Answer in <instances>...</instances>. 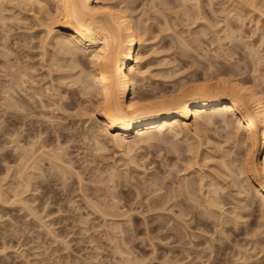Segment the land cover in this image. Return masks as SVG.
Instances as JSON below:
<instances>
[{"label":"rangeland","instance_id":"obj_1","mask_svg":"<svg viewBox=\"0 0 264 264\" xmlns=\"http://www.w3.org/2000/svg\"><path fill=\"white\" fill-rule=\"evenodd\" d=\"M151 1L152 0H132V4L134 6H137L135 10L136 12L134 13L136 18L138 17V15L139 17L141 16V8L144 7L143 5H145V8H149L150 12L148 11L149 13H146L145 15L142 13V17H144L143 20L145 19L144 21H146V17L149 16L150 19L147 17L150 20L148 21V23L151 25L150 38L147 44L141 48L142 53L144 55H148L146 56L147 59L143 64V69L149 68L150 66V70L147 71L148 75L145 80H137L138 83H135L137 91L146 92L147 90V92H149L154 89H156V91L154 92H158L160 91V89L166 91L169 90V88L174 87L175 85L177 86L179 83L181 84L183 77L185 79L183 80L184 83V81L189 80L192 77L203 80V77L206 74H211V78L215 77V79L219 77L230 79L233 75V78H238L240 76L239 78L243 79V81L248 84H253L254 82L255 84L257 82V84L260 83L261 85L259 84L258 87L260 86V88L264 90V58H262V56L264 57V14L262 13L263 15H261V12H264L263 1V5L262 3H260V5L262 6H260L259 3L257 4L259 6L258 10H260V13L258 12V10H253L252 8L249 9V7H246L244 8L245 10L242 9L243 12L239 16L241 19H239L238 15H235V19L236 17H238L237 20L239 21H236L234 19L235 13L233 12V14L231 10L234 6L232 5V0H198L201 17H198L200 15L195 14L199 13L200 11L195 13H191L190 11L189 13H191V15H188L191 16V18L193 19L192 21L190 20V17L188 18L186 16V14H182V7L184 8V6L188 5V3L191 4L193 2H189L191 0H189L188 3L185 0L187 4L184 2V0H161V3L158 2V0H156L157 2L154 0L157 5L158 3H160L158 7H160L161 9H163L164 7L167 9L170 6L164 12H159V15L156 13L157 11L150 9L152 7L150 6ZM163 1H166L167 3L165 2V4L163 3ZM46 2L47 3L44 4L53 9L52 7L54 3L51 0H48ZM5 3L7 5V9L2 8V10L3 15L6 17V25L3 26L0 23V122L2 121L0 123V185L3 186L2 190L5 192V194H8H6L5 197L10 196L12 198L13 194L15 195V192L12 191V187L13 184L15 185V183H17V172L19 171L17 164L20 162L18 160L19 157H17L18 153L15 154L16 151L14 150L16 143L13 141L15 140H18V142L20 141V145H25L26 147L28 146L27 148H30V144H28L30 143V141L32 142L38 139V143L35 142L36 148L38 147L37 144H42L44 142H48L50 144L49 146L47 145L45 149H55L58 144H60V146L62 145L61 147H64L63 150H66L64 152H68L65 157L70 161L69 165L71 164V166H73V169L78 170V173H81V179L82 181H84H80L82 184L81 186L79 184L80 179L77 181L78 177L77 175H75L76 172L74 173V170H72L74 174L72 172H67L65 174L60 173L58 172V170L53 168L52 165L49 164L50 162H47V160H43V162H40L41 172L39 171L40 173L38 172L36 178L34 179L35 188L34 191H32V193L30 194L32 198L30 195L27 196V200L29 199L27 202L29 203H27L28 206H26V208L25 206L21 207L22 205L18 207V204L13 203H10L8 205L4 199H2V202L0 199V264H125L127 262L132 264H239L244 261L243 255L245 256L246 254L251 257L248 258V256V261L246 259V261L241 264H264V215L260 213V206L253 204L248 206L246 209L244 208L243 210L240 208L242 211L236 208V206L238 205L242 206L247 199L248 203L249 201L251 203L252 199L256 200L258 204L260 203V201L257 197L255 198L256 195L253 191H250L247 196L244 194V191H240L242 192V196L246 198L244 202L241 199V194H238V190H240V188L237 185L232 186L233 183L230 184L231 178L233 179L237 171V173H239V170L235 169V167H242L244 165V155L246 153L244 147L241 145L238 146L233 140L228 139L227 135H225L226 131L221 130V132H219L221 128L215 127L209 131H206L205 133L201 134L203 135V137L207 136L205 137L206 139L203 138L205 139V141L203 144L204 146H202L201 149L203 153V156L201 157L202 159L200 161L201 163L199 165V167H201L199 168L195 165L193 166L194 170H192L191 173V170H188L189 172H186V174L185 172L183 173L182 169L184 167L183 161H179V159L177 158L178 154L171 148L172 144L170 142L173 141L172 139H170L171 141L166 142V144L164 143V141H159L152 142L154 144L151 145L145 144L142 147H135L132 152H128V150L126 149L121 150L114 147L112 143L107 142V149H105L103 152L101 151V153L99 152V154L95 153L96 155L94 154L92 156V154L89 153L91 151L90 146L87 145L91 144V141L90 143L88 142L89 138L87 137V130L88 127L92 128L93 126H95L93 128L97 129V127L99 128V126L96 122L92 123L86 121L85 118H83L85 116V111L83 112L82 105L87 103L83 95L80 94L79 96L76 92L77 94L74 93L73 95H75V97H73L71 93L75 88L72 89V86L70 87L68 85L66 86L65 84H62L65 83L63 81L67 80H63L61 84H57L59 83V81L57 80L56 76L60 73L57 72L56 68H51V76L50 73H48V62H50L48 59H50V56L54 52L52 50H54L55 48V42L49 37L46 38V27L42 24L44 22H42V20L44 19L45 15H41V13H38L37 9L35 10V12L28 10L31 8L29 6L27 8L23 6V9L25 10L19 8L21 10L20 11L16 6L13 8L12 5H14V2H11L12 5L10 4V2L8 3V1ZM183 3H185L184 6ZM162 4L165 5L162 6ZM35 5V8H37L38 5ZM260 7L262 8L260 9ZM169 9L171 11L173 9V11L171 12ZM168 10L169 12H167ZM227 10H231L232 14H230V12L228 11L231 16L228 14V12H226ZM162 13L163 15L167 13L166 15L168 17L166 15H160ZM176 13L179 14H177L176 16ZM18 15L19 17H21L20 19ZM171 15H173L172 18ZM203 16L205 17V19L203 18ZM226 16L232 17L230 19L231 21L226 18ZM197 17L198 19L200 18V20H198ZM41 18L42 20H40ZM176 18H178L179 20H177ZM225 18L227 19L226 21L229 22V24L227 22H225L224 24L223 21L225 20ZM232 19L235 21H233ZM218 20L221 21V23L224 25H221ZM215 21L216 26L214 27ZM165 22H168V24H165ZM204 22L209 24L206 25V23L204 24ZM210 22H212L213 24ZM226 23L232 27V29L230 27V29L234 32V35L232 36H236L235 38H232L233 40L235 39V42L233 41V43H231L232 41L229 40L231 38L227 37L229 39H225L226 35L225 33H223V31L227 32L229 28ZM192 24L195 25L193 26ZM163 25H169L170 27L166 28ZM204 26H207L206 30H204ZM233 28L237 29L238 33H235ZM200 30H204L205 32H202ZM200 32L202 34H200ZM203 33L207 34L203 35ZM217 36L219 37V41L220 39H224L222 41V44L220 43L222 47L218 45L219 42L217 40ZM261 36L263 37L262 40ZM184 44L194 45L186 47V45ZM195 44L197 49H195L196 47H194ZM225 44L229 49H232L229 50L225 48L227 47ZM45 46L49 54L47 52V54L44 55L45 57L43 56L44 58H46V60L44 59V62L46 64H43V57L41 56L43 55L44 50L41 49L45 48ZM218 46L222 50H224V52H222V50L219 51V49L217 51L215 47L217 48ZM188 47L191 48L189 49ZM226 49L228 50V52H230L227 53ZM256 51H260L257 57ZM225 52L227 55H229L227 56L226 54H224ZM232 52L235 53L231 54ZM249 52H253L252 54L254 55L250 54ZM201 55H203V57ZM224 55H226L228 58H225L226 56ZM260 55L261 58H259ZM206 57L209 59L207 60ZM16 58L23 64L31 67L29 68L28 72L31 76H33L30 79L34 81L29 79L30 82L27 81L26 84H31L30 86L33 85V90H31L33 93H35L34 91H36L37 93H41L44 90L43 95L45 96H41L43 97L44 101L48 100L46 102L51 104L52 107L54 105L53 102H57L59 100L63 103L62 104L57 102V104H59L60 106H63L66 103H70L71 101H74L76 105L73 104L72 107L70 106V108L66 106L60 107L59 105H56L59 107H57V109L53 107L52 110L54 113H51L53 116L50 114V116H48L47 118L42 117V115H40V117L39 115H32L31 117H33V120L35 121L33 123H30L29 117L21 119L14 117L15 113L13 114V108H9L10 110L7 109L6 111L5 106L2 107V104L5 105V103L14 101L16 102L18 100V102H20V97H23V94L20 96V94L16 90L15 91L17 92V94H19L20 97L17 94H14L15 91L12 92V89L11 91H8L7 87L10 89V86L8 85L9 76L7 77V75H5L4 73L5 70H3L5 61L10 60L11 62H15ZM2 60L4 61L2 62ZM225 61L228 62L226 63ZM41 63L43 65H41ZM164 63L165 65H163ZM87 67L89 69L90 66L88 58H85V69ZM208 67L211 70H209ZM211 67H213L214 69H212ZM32 68L33 70L30 71ZM150 72L153 74H151ZM54 73L56 75H54ZM213 73L217 74L214 75ZM51 77L53 80H51ZM170 77H172V80ZM51 82H53V84ZM45 85L47 88L45 87ZM143 85L145 86L142 87ZM64 86L67 89H65ZM64 90L71 91V93L68 94V91L67 93H65ZM56 91L58 94L55 93ZM7 92L10 94H6ZM76 97L78 99H82V102L84 101L85 103L83 102L82 104L81 101H79ZM76 100L79 103H77ZM35 101H37V99ZM77 104H82V107H78ZM88 104L89 103H87L86 106ZM22 106V109H25L24 106L26 108H29L27 104H24ZM52 110L49 109L48 111ZM80 110L82 113H79ZM22 112L25 114V110H23ZM83 113L84 115H82ZM78 114H81L82 117H78ZM55 115L57 117H55ZM48 118H51L52 120L47 121ZM82 120H84L85 122ZM78 121H81V124H79ZM82 122L85 124H83ZM38 134L40 136H38ZM180 136H182V134ZM11 137L13 138V140ZM171 138H173L174 140L176 139L174 137ZM177 138L178 140H180L177 141L178 143H180L181 145L184 144L183 146H186V142L182 144V137ZM197 139L198 138L195 136V138L192 140L195 143L199 140ZM41 140L44 142H42ZM12 142L14 145L12 144ZM215 144H218V147ZM219 144L224 145V147L220 146ZM86 146H89L87 148L88 150L90 149V151L88 152L89 155L88 153H86ZM1 149H5V153L1 151ZM86 154L88 156H85ZM206 156H208V160L204 159ZM213 157L216 159L214 160ZM221 157H223L222 161L219 160L221 159ZM255 158L258 159V156H255ZM223 161L227 163L226 166L222 165L223 163L221 162ZM233 163H235L236 166ZM182 164L183 167H181ZM174 165L176 166L174 167ZM218 165H222L221 167L224 169V171L223 169H220L221 167H219ZM227 165H229L232 169L234 167V169L237 170H234L235 175L232 172L234 176L229 171V167ZM224 167H228L229 172L225 170ZM214 169H216L217 171L220 169L222 172L226 171L229 176L230 174L232 176L231 178H229L230 182L225 179L227 174H225L226 176L224 175L225 177L223 176L224 180L228 181L227 183H225L226 186H228V188L226 187L227 191L225 192L228 194H226L225 192L224 194L223 191L222 193L224 194L223 196L225 197V199H228L231 196V199L228 200L229 203L231 202L232 206L228 203V205H225L224 207L225 210H227V214L230 212V210L233 209H235L236 211H241H238L241 214L243 213L241 215L243 217V221L241 220V217H238L240 219V221L238 220L240 224L237 223V225L235 224L236 226L234 225L235 221H232L231 223L229 222L230 224L227 223L226 225L225 223V226L221 227V222L219 220H216V218H214V220H205L200 215H198V217L203 218L202 220L205 222L198 224L197 222L192 221L193 219H191L190 216H185V218L182 214H180L181 205H176V200H178L185 205H188L190 203L189 205H192V208L200 211V208H198L199 206L197 205L199 203L197 200L200 197L198 188H194L196 191L193 192L196 195L199 194L198 196L195 195V197L192 195L191 197L189 195V197L193 198V200H190H195L197 202L196 203L194 201L195 204L189 201V197H187L188 194L186 195L185 193L186 199L185 196L182 197L180 191L183 190L182 187L185 188V185L187 186V184H189L192 179L196 180L199 183L202 175L207 178V180L205 181L208 182L213 180L211 178L212 176H214V173L215 176L213 178L216 177V173L217 175H221L220 170V172H217L214 171ZM211 171H213V173ZM49 172H51V174ZM109 172L114 176H112ZM41 173L43 174L41 175ZM108 173L110 174V176H112V179H110ZM210 173L212 174V176L210 175ZM11 175L13 176V178ZM209 175L211 177L210 179H208ZM186 176L188 177L186 178ZM38 177L40 179H38ZM240 179H243V175L242 177H240ZM185 180L189 183L187 182V184H184L186 183ZM197 182H195L196 184L194 185V187H199ZM235 187H237V191L235 190ZM4 188H6V191ZM169 189L173 190L174 192ZM231 189L233 190L232 192ZM179 192L180 194H178ZM177 194L179 195V197ZM237 194L239 195V197L237 196ZM176 195L177 198H175ZM225 195H228V197H226ZM168 196L170 200L167 199ZM235 196L238 199L234 201V199H236ZM250 198L252 199L249 200ZM228 200H226V202H228ZM89 202L94 203L95 206H101L102 210L108 212L105 214L102 212H98L95 207H92V205L89 204ZM170 202L172 203V205L174 203L172 207H170ZM234 202L237 203V205H235ZM238 202H240V204H238ZM161 203H163L164 205L158 206V204ZM163 206L167 207V209L165 208L164 210ZM34 211L37 213L34 214ZM173 214L175 216L178 214V217L180 215L181 222L180 218H174ZM238 218H236V220ZM182 221H184V224L182 223ZM214 221H218V224H216L217 222L215 223ZM229 227L230 229H228ZM225 228H227V230ZM223 229L226 230L224 234H222ZM190 233L193 235H191ZM255 241L257 242L256 245Z\"/></svg>","mask_w":264,"mask_h":264},{"label":"bare ground","instance_id":"obj_2","mask_svg":"<svg viewBox=\"0 0 264 264\" xmlns=\"http://www.w3.org/2000/svg\"><path fill=\"white\" fill-rule=\"evenodd\" d=\"M7 1H8V3L10 2V4H11V2L12 3L14 2V5L11 4L13 6V8L16 6L18 9L19 8L23 9V6H25L26 8L29 6L31 8L28 10L35 12V10L37 9L38 13H41V15H45L43 20H42V18L40 19V20H42V22L43 21L44 22L43 23L41 21L40 22L46 27V29H45L46 33H47L46 38L49 37L50 39L54 40V42H55V48L53 47L54 50H52L54 52L50 56V59H48L49 56L47 58L50 61V62H48V65H49V67H48L49 72L48 73H50V76H51V73H52L51 68L52 69L56 68L57 72L60 73V74L58 73L59 75L56 76L57 80L59 81V83H57V84H61V82L63 80H67V81H63L65 83H62V84L63 85L65 84L66 86L68 85L70 87L72 86L71 87L72 89L75 88L72 90V93H71V91L67 90L69 92L68 94L71 93V95L73 97H75V95H73L74 93L75 94L78 93L79 96H80V94L83 95V97L85 98V101L87 103H89L87 106H86L87 103H85L84 101L83 102L85 103L84 104L85 106L82 105L83 104L82 99H78L76 97L82 103L81 105L83 106V112L85 111V116L83 118H85L86 121H89L92 123L96 122L99 126V128L97 127V129L93 128L95 126H93V127L91 126L92 128L88 127V130H87L88 136L87 137L89 138L88 142L90 143V141H91V144H87V145L90 146L91 151H90V149L89 150L87 149L89 146H86V149H87L86 153H88L90 151L89 153H91L93 156L95 153L99 154V152L100 153H101V151L103 152L105 149H107V146H106L107 142L112 143L114 145V147H116V148H119L121 150L126 149V150H128V152H130V151L132 152L135 149V147H142L145 144L151 145V144H154L152 142H159V141H162V142L164 141V143L166 144V142H169V141H171L170 139H172L173 141L170 142L172 144L171 148H172V150H174L178 154L177 158L179 159V161L180 160L183 161L184 167H183V164H182V166L181 165L180 166L183 167L182 168L183 173L185 172V174H186V172H189L191 170L190 171V173H191L192 170H194L193 166L196 165L199 167V165L201 163L200 162L202 159L201 157L203 156L201 149H202V146H204L203 144H204V141L206 139L205 137H207V136L203 137V135H201V134L205 133L206 131H209L215 127L221 128L219 130V132H221V130L226 131L225 135H227L228 139L233 140L238 146L241 145L244 147V149L246 151V153L244 155L245 156L244 165L242 167H235V169L239 170V173H237L238 171L235 170L234 167L232 169L229 165H227L229 167V171L231 172V174L233 172V174L235 175L234 170L237 171L236 175H235L236 177L232 174L234 176L233 179L231 178L232 177L231 174L229 176L226 173V171L222 172L220 170V169H223L221 167L222 165L226 166V164H227V163H225V161H223V162H221V163H223L221 166L218 165L219 167H221L219 169L221 172L218 170L221 175H217V173H216V177L213 178L215 176V173L213 174L214 176H212V174L210 173L212 178L210 177V175L208 176L209 177L208 179H210V178L213 179L212 181H209V182L205 181V180H207V178H205L203 175L201 176L199 183L193 179L190 183L185 180L186 183H184V184H187V182L189 184H187V186L185 185V188L182 187L183 190L180 191L181 195H182V197L185 196V199H186L187 194H188L187 197H189V195L191 197H192V195L195 196L196 194H194L193 192H195L196 190L194 188H198V192L200 194V197L198 200L196 198V200L199 202L197 205L199 206L198 208H200V211H197L196 209L192 208V205L191 206L189 205L190 203L188 205L187 204L185 205L184 203H181V201L176 200L177 201L176 205H181V209H180L181 213L180 214H182L184 217L190 216V218L193 219L192 221H195L198 224L205 222L202 220L203 218L205 220H210V219L214 220V218H216V220H219L221 222V223L219 222L220 224H222V225H220L221 227L225 226V223H226V225H227V223L230 224L232 221L233 222L235 221L234 225L235 224L237 225V223H239V221H240L239 218L241 217V220L243 218L241 216L243 213L241 214L239 212H241L244 208L246 209L248 206L253 205V204H256L257 206L259 205L260 206L259 207L260 213L262 215H264V90L261 89L260 86L258 87V85L260 83L257 84L258 82L256 81L257 82L256 84H255V82L253 84H248V83L244 82L243 79H240L239 78L240 76L238 78H236V77L233 78L234 75L232 77L230 76L231 77L230 79L229 78L228 79L220 78L219 76H218L219 78L215 79V77L211 78L212 77V76H210L211 74H206V75L203 74L204 75L203 80H199V79L191 76L192 78L191 79L188 78L189 80L184 81V83H183V80H185V79L183 77L182 82L179 80L181 82V84L178 82L179 84L177 86L175 85L174 87L169 88V90H166V91L165 90L163 91L162 89H160V91L154 92V91H156V89L152 90L153 89L152 87H151L152 91H149V92H147V90H146V92L137 91L135 83L136 82L138 83L137 80H139V81L145 80L147 78V75H148L147 71L150 70V66H149V68H146L147 70L143 69V64L147 59L146 56H148V55H144L142 53V50H141V48L147 44V42L150 38V33H151L150 32L151 31L150 30L151 25L148 23V21H150L149 16H147L149 19L146 17V21H144L145 19L143 20L144 17H142L143 14L145 15L146 13L148 14L150 12V10L147 6H146L147 8H145V5H143L144 7L141 8V16L139 17V15H138V17L136 18L134 13L136 12L135 10H136L137 6L136 5L134 6L132 4L134 2V1L132 2V0L131 1L130 0H51L54 3V4L52 3L53 9H51V7L49 8L48 6L45 5L47 3L46 1H48V0H0V23L3 26L6 25V22H5L6 17L3 15L2 8L7 9V7H6L7 5L5 3ZM43 1H45V2H43ZM160 1L161 0H158V2H160ZM186 1L188 3L189 0H186ZM186 1L184 0L185 3H186ZM232 1H233L232 5H234V6H233V9H231V8L230 9L232 10V13L233 12L235 13V14L233 13L234 19H235V15H238V17L241 15V13L243 12L242 9L249 7V9L252 8L253 10L254 9L258 10L259 6L257 4L259 3V5H260V3H262V1L264 2V0H254V1H252V0H232ZM165 2L163 1V3H165ZM189 2H192V3L191 4L188 3V5H185V6H184L185 3H183V6L185 9L182 7L183 10L182 9L181 10H182V14H186V16L188 18L189 17L191 18V16H189V15H191V13L199 12L200 6L198 5V3H199L198 0H191ZM160 3H158V5ZM35 4L38 5L37 8H35L36 7ZM158 5H157V3L154 2V0H152L150 3V6H152L150 9L157 11L156 12L157 14L159 12L160 13L164 12L165 10H167L170 7V6L169 7L166 6V7H168L167 9L165 7H164L165 9L164 8L161 9L160 7H158ZM164 5L162 4V6H164ZM262 5H263V3H262ZM262 5H260V6H262ZM141 7H142V5H141ZM223 8H226V7H223ZM261 8L262 7H260V9ZM11 9H12V7H11ZM23 10H25V9H23ZM139 10H140V7H139ZM169 10L167 12H169ZM231 10L230 11L227 10L226 12L229 11L230 14H232ZM172 11H173V9H172ZM190 11H191V13H189ZM229 12H228V14H229ZM258 12L260 13V10H258ZM262 13L264 14L263 11L261 12V15H263ZM166 14L167 13H165L163 15V13H162L160 15L165 16ZM177 14H179V13H176V16H177ZM195 14L200 15L201 11L199 13H195ZM224 14H226V13H224ZM172 16L173 15H171V18H172ZM18 17H19V15H18ZM18 17H16V18H18ZM41 17H43V16H41ZM198 17H201V15ZM198 17H197V19H198ZM229 17L226 16V18H228L230 20L233 17V15H232V17H230V18ZM238 17H236V19H235L236 21H239V20H237ZM14 18H15V16H14ZM20 18L21 17H19V19ZM203 18L205 19L204 16H203ZM203 18H202V20H203ZM226 18L223 21L224 24H225V22H227ZM176 19L179 20L178 18H176ZM217 19H219V18H217ZM239 19H241V18L239 17ZM190 20L192 21L193 19L191 18ZM198 20H200V18ZM235 20H233V21H235ZM195 21H196V19H195ZM218 21H217V23H218ZM219 22L221 25H224L221 23V21H219ZM175 23H176V21H175ZM205 23L206 22H204V24ZM210 23H212V22H210ZM227 23L229 24V22H227ZM165 24H168V22H165ZM196 24H197V22H196ZM207 24H209V23H206V25ZM215 24H216V21L214 23V27L216 26ZM257 24H258V22H257ZM169 25H166V26L163 25V26L166 28H169L170 27ZM206 27L204 26L205 29L203 27L202 28L204 30H206ZM230 27L231 26H229L228 30L230 29ZM202 28H199V29H202ZM216 28H215V30H216ZM231 29H232V27H231ZM231 29L229 31L227 30V32L223 31V33H225V35H226V37L224 36L225 39L231 38L229 40H231L232 41L231 43H233V41L235 39L234 40L232 39L234 37V36H232V35H234V32ZM233 29H234L235 33H238L237 29H235V28H233ZM204 30H200V31L203 32ZM213 33H215V32H213ZM216 33H218V32H216ZM200 34H202V33L200 32ZM204 34H207V33H203V35ZM192 35H194V34H192ZM196 36H197V34H196ZM219 37H220V35H219ZM219 37L217 38V40L219 42L218 45H220V43L222 44V41L224 40V39H220V41H221L220 42ZM227 37H229V38H227ZM263 37L261 36V40ZM181 45H182V43H181ZM184 45H186V44H184ZM191 45L193 46L194 44H191ZM191 45L190 44L186 45V47L191 46ZM225 45H223V46H225ZM46 46H45V48L41 49V50H44L43 55L41 57L46 55L48 52L46 50ZM220 46L222 47V45H220ZM182 47H184V46H182ZM194 47H196V44ZM188 48L190 49L191 47H188ZM225 48L229 49L228 46ZM195 49H197V47ZM198 49H199V47H198ZM215 49L217 51H218V49H219V51L222 50L219 46L217 48L215 47ZM231 49L232 48H230L229 50H231ZM260 51H258V52L256 51L257 52L256 57L258 56V53ZM214 52H216V51H214ZM214 52H213V54H214ZM222 52H224V50H222ZM229 52L227 50V53H229ZM233 53H235V52H232L231 54H233ZM249 53L252 54L253 52L252 53L249 52ZM48 54H49V52H48ZM224 54H226V52ZM226 55H224V56H226ZM252 55H254V54H252ZM252 55H250V56H252ZM201 56L203 57V55H201ZM227 56L225 58H228ZM44 57H43V64H46L44 62V59L46 60V58H44ZM85 58H88V62H89V66H90L89 69H88V67L85 69ZM204 58H205V56H204ZM259 58H261V55L259 56ZM262 58H264V57L262 56ZM208 59L209 58H207V60ZM255 60H256V58H255ZM3 61L4 60H2V62ZM225 62L227 63L228 61H225ZM43 64L41 63V65H43ZM163 65H165V63ZM29 68H31V67L26 65V64H23L17 58H16L15 62H11L10 60L5 61V64L3 66V70H5L4 71L5 75H7V77L9 76V80H8L9 84L8 85L10 86V89L7 87L8 91H11V89H12V92H14L16 90L20 94V96L23 94L24 98L20 97L19 94H17V92L15 91L14 94H17L20 97V102H18L19 100L16 102L14 101V102H9V103L3 102V103H5V105L2 104V107L5 106L6 111L9 108L10 109L13 108V110H14L13 114L15 113L14 117H17L18 119L29 117L30 123H33L35 121L33 120V117H31L32 115L33 116L39 115V117H40V115H42V117L47 118L48 116H50L51 113H54L52 110L53 107L57 109V107L60 106L59 104H57V102L62 103V101L60 102V100H59L57 102L56 101L53 102L54 105L52 107L51 104L46 102L48 100L44 101L43 97L41 96V95H43L44 90H43V92H41L42 94L37 93L36 91H34L35 93H33L31 91V90H33V87H32L33 85L30 86L31 84L30 85L26 84L27 81H29V79L33 77L28 72ZM48 68H45V69H48ZM211 68L214 69L213 67H211ZM32 70H33V68L30 71H32ZM209 70H211V69L209 68ZM238 70H239V68H238ZM240 70H241V68H240ZM34 71H35V69H34ZM159 73H160V71H159ZM151 74H153V73H151ZM215 74H217V73H215ZM54 75H56V74L54 73ZM58 78L61 80H59ZM170 78L172 80V77H170ZM34 79H35V77H34ZM30 80H32V79H30ZM51 80H53L52 77H51ZM32 81H34V80H32ZM51 83L53 84V82H51ZM48 85H49V83H48ZM144 86L145 85H143L142 87H144ZM45 87H46V85H45ZM7 89H4V90H7ZM39 89H41V88H39ZM53 89H54V87H53ZM65 89H67V88L65 87ZM30 91H31V93H30ZM57 91L55 92L56 94H58ZM67 91H65V93H67ZM6 94H10V93L7 92ZM43 96H45V95H43ZM50 98H51V96H50ZM84 98H83V100H84ZM31 99H33V100H31ZM36 99H37V101H35ZM52 100H53V95H52ZM50 102H51V99H50ZM66 102H67V100H66ZM73 102L71 101L70 103H66L63 106L70 108V106L72 107V105L75 104V102L74 103ZM76 102H77V100H76ZM77 103H79V102H77ZM24 104H27L29 106V108L27 107L28 108L27 109L24 106L25 109H22L21 107H23L22 105H24ZM56 105H59V106H56ZM77 105H78V107H82L79 104H77ZM63 106H60V107H63ZM48 108L52 111H48L49 110ZM62 109H64V108H62ZM23 110H25V114L22 112ZM81 110L79 111V113H82ZM26 111H28V112H26ZM75 111H77V110H75ZM82 115H84V113ZM82 115L78 114L77 116L82 117ZM65 116H67V115H65ZM55 117H57V116L55 115ZM59 117H60V115H59ZM55 119H53V120H55ZM51 120H52L51 118L47 119V121H51ZM79 120H81V119H79ZM41 121H43V120H41ZM82 121H84V120H82ZM80 122H79V124H81ZM83 124H85V123H83ZM39 125H40V123H39ZM86 125H87V122H86ZM181 134H182V136H180ZM35 136H36V134H35ZM38 136H40V135L38 134ZM195 136L199 140L197 139L198 141H196L194 143L192 139H194ZM171 137H174L176 139L174 140ZM177 137H182V139H183L182 144L184 142H186V146H183L184 144L181 145L180 143H178L177 141H180V140H178ZM183 137H185V138H183ZM224 137H226V136H224ZM14 138H15V136H14ZM203 138H205V139H203ZM12 140H13V138H12ZM38 140L32 141V142L30 141V143H28V144H30V146H29L30 148H27L28 146L26 147L25 145H20V141L18 142V140L13 141L16 143L15 149H14L16 151L15 154L18 153L17 157H19L18 160L20 161V162L18 161L20 164L19 163H18L19 165L17 164L19 171L18 172L16 171L18 173L17 183H15V185L13 184V187H12V191L15 192V195L13 194L12 198L10 196L5 197L7 193L5 194V192L2 190L3 186L0 185L2 187V188L0 187L1 202H2V199H4L8 205L10 203H13V204H18V207L20 205H22L21 207L25 206V208H26V206H28L27 203H29V202H27L29 200V199L27 200V198H28L27 196L30 195L32 193V191H34V188H35L34 187L35 186L34 179L36 178L37 173L39 171L41 172V167H40L41 163L40 162H43V160H47V162H50L49 164L52 165V167L55 168L56 170H58V172H60V173H64V174L67 172L71 173L72 170H74V173L76 172L75 175H77V177H78L77 181L79 179H80L79 182L84 181V180L82 181V179H81V173L80 172L78 173V170L73 169L72 168L73 166H71V164L69 165L70 161L67 160V158L65 157L68 152L67 153L64 152L66 150H63L64 147L62 148L61 147L62 145L60 146V144H58L60 142L57 143L58 144L56 146L57 149L55 148L56 149L55 150L52 148L51 149L50 148L45 149L47 145L48 146L50 145L47 142L49 140L46 141L47 143H45L44 141L41 140L44 143L37 144L38 147L36 148L35 142H37ZM13 142H12V144H13ZM206 143H207V141H206ZM215 145L217 146L218 144H215ZM220 146L224 147V145H220ZM220 146H219V148H220ZM234 148H236V147H234ZM4 150L1 149V151H3V152H4ZM124 152H126V151H124ZM128 152H126V153H128ZM89 153H88V155H89ZM88 155L86 154L85 156H88ZM255 156H258V159H256ZM64 157H65V159H64ZM207 157L208 156H206L204 159H207ZM215 159L216 158H214V160ZM222 159H223V157H221V159H219V160L222 161ZM210 160H211V157H210ZM204 161H206V160H204ZM234 162H235V160H234ZM130 163H132V162H130ZM173 164H172V166H173ZM217 164H219V163H217ZM233 164L235 165V163H233ZM175 166L176 165H174V167ZM228 167H224L225 170L228 171ZM42 169H43V167H42ZM180 170H181V168H180ZM214 171H217V170L214 169ZM223 171H224V169H223ZM42 172H43V170H42ZM211 172L213 173V171H211ZM49 173L51 174V172H49ZM42 174L43 173H41V175ZM110 174H109V176H110ZM225 174H227V176ZM111 175L114 176L113 174H111ZM242 175H243V179H240V177H242ZM112 176H110V179H112L111 178ZM223 176L229 182H230L229 178H231L230 184L233 183L232 186L237 185L240 188V190H238L239 193L238 192L237 193L239 195L241 194V199L244 202H245L246 198L244 196H242V192L244 191L245 192L244 194L247 196L250 193V191H253L256 195L255 198L257 197L258 200L260 201V203L258 204L256 202V200H253L252 199L253 197L249 195L250 197H252L249 199V200L252 199L251 203H250V201L248 203V201H247L248 199H247L246 200L247 203L246 202L243 203L242 206L241 205L236 206L237 209L241 208L242 209V210L240 209L241 211H239V210L236 211L235 209H233V210H230V212H229V209H228L229 213L227 214V210H225L224 207H225V205H228L229 200L231 199V196L228 198L229 200L225 199V197L223 196L226 193L225 191H227V188H228V186H226V184H225L228 181H225ZM187 177L188 176H186V178ZM12 178H13V176H12ZM38 179H40V178L38 177ZM108 179H109V177H108ZM108 181H110V180H108ZM111 181H113V180H111ZM125 181H127V180H125ZM189 181H190V179H189ZM7 182H5V183H7ZM81 182L79 184L82 186ZM195 182H197L199 187H196V186L194 187V185L196 184ZM11 183H13V182H11ZM11 183H9V184H11ZM235 188H236L235 190L237 191V187H235ZM4 189L6 191V188H4ZM179 189H180V187H179ZM169 190H171V189H169ZM171 191H173V190H171ZM222 191H223V193L224 192L225 193L223 194ZM232 191L233 190L231 189V192ZM240 191H242V192H240ZM180 192L178 194H180ZM185 193H186V195H185ZM226 194H228V193H226ZM235 194H236V192H235ZM238 194H237V196L239 197ZM174 195H173V197H174ZM177 195L175 196V198H177ZM198 195H196V196H198ZM86 197H88V196H86ZM173 197H172V200H173ZM178 197H179V195H178ZM191 197H189V201L194 203L195 200L192 201L193 198H191ZM226 197H228V195ZM31 198H32V196H31ZM167 199H169V196ZM190 199H192V200H190ZM237 199L238 198L236 197V199H234V201ZM86 200H87V198H86ZM187 200H188V198H187ZM226 200H228V202H226ZM239 201H241V200H239ZM91 202H89V204H91L92 207H95L98 212H102L104 214L108 212V211L102 210L101 206H98V205L95 206L94 203H91ZM167 202H168V200H167ZM6 203H4V204H6ZM164 203H165V201H164ZM170 204H171L170 207H172L174 205V203L172 205L171 202H170ZM229 204L231 205V202ZM238 204H240V202H238ZM159 205H164V204L161 203V204H158V206ZM235 205H237V203H235ZM12 206H14V205H12ZM29 207H31V206H29ZM167 207H168V204H167ZM167 207H164V210H165V208L167 209ZM35 213H37V212L34 211V214ZM198 215H200L203 218L198 217ZM230 215H232L233 217ZM176 216L174 215L173 217L174 218H180V215H179V217H178V214ZM34 218H36V217H34ZM236 218H238V219L236 220ZM182 219H183V217H182ZM177 220H179V219H177ZM180 222H181V218H180ZM183 222L184 221H182V223ZM216 222L215 223L218 224V221H216ZM261 225H263V224H261ZM225 229L227 230V228H225ZM228 229H230V227ZM226 230L223 229L222 234H224V232ZM191 235H193V234H191ZM212 237H214V236H212ZM256 244H257V242L255 241V245ZM212 247H214V246H212ZM253 248H255V247H253ZM246 255L245 256L243 255V257H244L243 262H245L247 257L249 256V255H247V256ZM250 257L251 256H249L248 258H250ZM123 260H125V259H123ZM247 261H248V259H247ZM243 262H241V263H243ZM127 263H129V262H127ZM127 263H125V264H127ZM241 263H239V264H241ZM129 264H132V263H129Z\"/></svg>","mask_w":264,"mask_h":264}]
</instances>
